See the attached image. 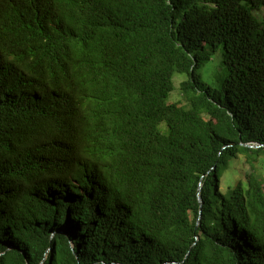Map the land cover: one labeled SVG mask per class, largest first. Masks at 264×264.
<instances>
[{"label":"trees","instance_id":"16d2710c","mask_svg":"<svg viewBox=\"0 0 264 264\" xmlns=\"http://www.w3.org/2000/svg\"><path fill=\"white\" fill-rule=\"evenodd\" d=\"M258 164L264 0H0V264H264Z\"/></svg>","mask_w":264,"mask_h":264},{"label":"rangeland","instance_id":"374dc122","mask_svg":"<svg viewBox=\"0 0 264 264\" xmlns=\"http://www.w3.org/2000/svg\"><path fill=\"white\" fill-rule=\"evenodd\" d=\"M217 55L218 54H215L211 60L206 64V66L204 68H202L203 70V74H204V77L209 79L211 75L212 76V72H214L216 70V65L213 64L214 62H212V60H214L215 58L217 59ZM185 79V76L181 73H176L174 76H173V83H174V89L172 90V92L170 93V96H169V101L171 102H176V101H182V96H181V92L179 90V85H180V82L182 80ZM211 80V79H209ZM234 167H236L239 171V173H233L231 176H228V179L226 176H224L220 182V186L223 190L226 189V187L228 186V182L230 181L232 183V185L242 177V175H244V173H247V172H250V167L248 164L244 163L243 160H239L238 162H236L235 165H233ZM258 169L261 173H264V168L263 167H260L259 164H258Z\"/></svg>","mask_w":264,"mask_h":264},{"label":"water","instance_id":"95a60500","mask_svg":"<svg viewBox=\"0 0 264 264\" xmlns=\"http://www.w3.org/2000/svg\"><path fill=\"white\" fill-rule=\"evenodd\" d=\"M252 147H258V145H250ZM201 183L198 185V190H197V197L200 205H202V199H201Z\"/></svg>","mask_w":264,"mask_h":264}]
</instances>
